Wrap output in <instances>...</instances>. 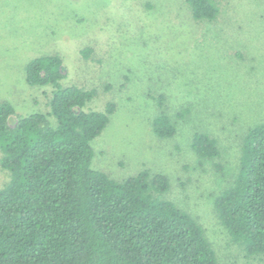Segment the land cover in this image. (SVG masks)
<instances>
[{
	"label": "rangeland",
	"instance_id": "374dc122",
	"mask_svg": "<svg viewBox=\"0 0 264 264\" xmlns=\"http://www.w3.org/2000/svg\"><path fill=\"white\" fill-rule=\"evenodd\" d=\"M216 3L210 22L195 21L186 0H0V101L20 116L50 113L54 89L28 85L26 66L59 56L63 87L96 90L86 111L116 106L92 141V168L119 182L165 175L164 199L204 229L220 264H264L232 242L215 210L247 132L264 124V0ZM161 112L176 127L168 139L153 131ZM196 133L217 141L218 158L193 151ZM9 181L0 165V189Z\"/></svg>",
	"mask_w": 264,
	"mask_h": 264
},
{
	"label": "trees",
	"instance_id": "16d2710c",
	"mask_svg": "<svg viewBox=\"0 0 264 264\" xmlns=\"http://www.w3.org/2000/svg\"><path fill=\"white\" fill-rule=\"evenodd\" d=\"M186 1L195 21L219 16L216 0ZM65 78L59 56H41L26 66V82L54 89L50 113L20 116L0 101V165L10 174L0 189V264H220L204 229L164 199L165 175L141 171L119 182L92 168V141L116 106L86 111L96 90L63 87ZM153 131L168 139L176 127L161 112ZM192 149L220 156L206 133L194 135ZM215 210L234 244L264 257V124L247 132L239 174Z\"/></svg>",
	"mask_w": 264,
	"mask_h": 264
}]
</instances>
